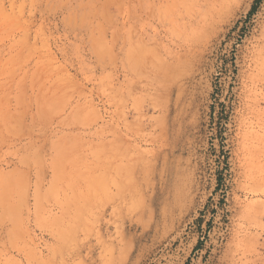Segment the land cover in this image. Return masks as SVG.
<instances>
[{
	"label": "rangeland",
	"instance_id": "rangeland-1",
	"mask_svg": "<svg viewBox=\"0 0 264 264\" xmlns=\"http://www.w3.org/2000/svg\"><path fill=\"white\" fill-rule=\"evenodd\" d=\"M0 264H264V0H0Z\"/></svg>",
	"mask_w": 264,
	"mask_h": 264
}]
</instances>
